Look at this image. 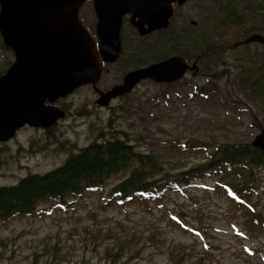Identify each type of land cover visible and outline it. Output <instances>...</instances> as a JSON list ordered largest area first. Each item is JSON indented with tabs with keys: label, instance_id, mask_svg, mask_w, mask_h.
<instances>
[{
	"label": "rangeland",
	"instance_id": "rangeland-1",
	"mask_svg": "<svg viewBox=\"0 0 264 264\" xmlns=\"http://www.w3.org/2000/svg\"><path fill=\"white\" fill-rule=\"evenodd\" d=\"M218 2L188 0L173 17L176 32L183 24L188 31L192 21L199 22L193 29L205 37L214 30L202 28V21L217 27L213 76H204L197 64L196 73L187 71L175 84L143 80L107 106L99 105V91L121 83L124 70L165 54L160 47L148 49L123 67L122 52L126 56L142 45L127 29L119 61L103 67L96 86L81 85L66 100L53 103L65 111L63 118L46 130L25 124L0 142V185L60 165L101 132L109 137L123 130L139 150L157 155L176 170L205 155L194 148L200 142L212 148L223 141H252L264 131V98L253 97L248 83L241 81L247 73L250 79L264 76V48L258 42L233 46L253 32L264 33V13L253 9L264 0ZM222 4L230 9L225 24L218 8ZM92 6L87 0L80 12L95 29ZM143 41L147 45L151 40ZM5 47L0 43V72L15 59L14 51ZM191 48L180 41L179 50L190 58L203 46ZM208 79L216 85L215 92L194 95L196 87L209 85ZM121 176L111 177L103 189L67 198L64 205L46 200L30 215L0 220V264H264V176L244 197L232 191L233 175L206 176L182 189L166 190L160 200L124 205L109 194Z\"/></svg>",
	"mask_w": 264,
	"mask_h": 264
},
{
	"label": "water",
	"instance_id": "water-1",
	"mask_svg": "<svg viewBox=\"0 0 264 264\" xmlns=\"http://www.w3.org/2000/svg\"><path fill=\"white\" fill-rule=\"evenodd\" d=\"M87 0H0V36L15 59L0 75V142L20 126L48 129L65 111L53 103L84 84L96 85L102 63L116 61L121 52L120 21L127 12L140 35L166 28L175 0H92L97 40L79 18ZM182 4L184 0H177ZM145 27V28H144ZM258 42L264 34L251 33L233 44ZM187 69L197 70L181 55L132 69L119 84L99 91L96 102L129 93L142 79L174 82ZM264 150V131L251 142Z\"/></svg>",
	"mask_w": 264,
	"mask_h": 264
},
{
	"label": "trees",
	"instance_id": "trees-1",
	"mask_svg": "<svg viewBox=\"0 0 264 264\" xmlns=\"http://www.w3.org/2000/svg\"><path fill=\"white\" fill-rule=\"evenodd\" d=\"M206 1L211 3V0ZM212 2L219 4L218 0ZM253 7L255 11L261 8V12L264 13V4ZM218 8L224 13L223 24H225L230 9L223 4ZM188 26V31L183 24V30L176 32L174 31L176 24H174L172 29L158 35L157 40H151L147 45L143 41L146 39L140 37L141 46L131 49L126 56H124L125 50L122 52L121 58H124L122 66L126 67L130 59L136 61L141 52L157 47L156 49L162 48L165 54L156 61L169 55L180 54L187 62H194L197 69L198 65L202 67L204 76H213L216 71L212 74L210 71L215 56L214 51L217 53V27L213 26L211 21H202V28L214 30L205 37L203 33L197 32V28L193 29L199 26V22L192 21ZM262 28L264 31V20ZM156 41L161 43L157 44ZM180 41L189 48L200 45L203 49L198 53L193 50L195 55L190 58L179 50ZM0 43L5 47L2 41ZM208 61L211 63L208 64ZM208 81L209 85L196 87L194 95L207 97L208 92L214 93L216 85L211 83L210 79ZM241 81L244 84L248 83L247 87L253 97L264 98V76L261 73L255 75L254 79H250V73H247ZM120 133H124V136H119ZM134 141L123 130H116L109 137H105L101 132L89 143L69 153L60 165L43 173L29 172L14 184L0 185V220L9 219L14 215H30L38 211L39 206L46 200H57L59 205H64L66 199L71 196L80 197L88 190L103 189L105 183L117 174L122 176L109 189V194L122 205L139 200L144 202L160 200L166 195V190L181 189L190 185L193 179L206 176L228 178L233 175L232 191L242 197L251 193L257 179L264 176V150L253 145L251 141H223L212 148L208 143L200 142L194 148L206 151L205 155L188 167L174 166L176 170L165 166L157 155L139 150Z\"/></svg>",
	"mask_w": 264,
	"mask_h": 264
},
{
	"label": "flooded vegetation",
	"instance_id": "flooded-vegetation-1",
	"mask_svg": "<svg viewBox=\"0 0 264 264\" xmlns=\"http://www.w3.org/2000/svg\"><path fill=\"white\" fill-rule=\"evenodd\" d=\"M186 1H188V0H184L183 1V3L182 4H179L178 3V1L177 0H175L173 3H172V5H173V12H175V9L178 7V8H180V6H183L185 3H186ZM85 3V2H84ZM83 5V4H82ZM81 5V6H82ZM93 7V6H92ZM81 8V7H80ZM93 12H94V10H93ZM174 14L175 13H173V15L171 16V17H169V19H168V21H169V24H168V26L165 28V29H163V28H161V29H155V30H153V31H151V32H149L148 34H146V35H140L139 33H138V31L136 30V28L131 24V22H130V17H131V14L130 13H127V14H125V15H123V17L121 18V21H120V29H119V33H120V39L119 40H121V47H122V50H123V40H124V34H125V32H126V30L127 29H132V35L133 34H135L133 37V39L134 40H139V38L141 37L142 39L144 38V39H146V40H157V37H158V35H160V34H163V33H165L166 32V30H169V29H172L173 28V26H174V24H175V18H174V20H173V17H174ZM79 18H80V20H81V22L83 23V25L92 33V35H95V33L92 31V29H93V27L91 26V24H89L88 22H87V20L83 17V15L81 14V12H80V9H79ZM97 21V19H96V16H95V14H94V21L93 22H96ZM137 31V32H136ZM151 38H153V39H151ZM132 39V40H133ZM97 40V39H96ZM122 52V51H121ZM118 60L119 59H117L115 62H113V63H105L103 66H102V69H103V67L105 66V65H108V66H112L113 64H115V63H117L118 62ZM143 65H146V63L145 64H143ZM142 65V66H143ZM108 70V69H107ZM144 80H149V79H144ZM151 81V80H150ZM151 82H153V81H151ZM157 84H159V83H157ZM161 84V83H160ZM107 89V88H106ZM63 100H66V98H64V99H58V102H61V101H63ZM61 106H62V104H61Z\"/></svg>",
	"mask_w": 264,
	"mask_h": 264
}]
</instances>
